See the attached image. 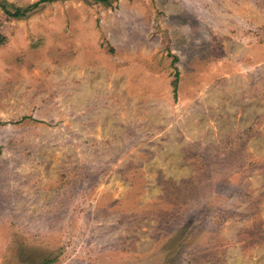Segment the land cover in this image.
<instances>
[{"label":"rangeland","instance_id":"rangeland-1","mask_svg":"<svg viewBox=\"0 0 264 264\" xmlns=\"http://www.w3.org/2000/svg\"><path fill=\"white\" fill-rule=\"evenodd\" d=\"M0 36V264H264V0H0Z\"/></svg>","mask_w":264,"mask_h":264},{"label":"trees","instance_id":"trees-1","mask_svg":"<svg viewBox=\"0 0 264 264\" xmlns=\"http://www.w3.org/2000/svg\"><path fill=\"white\" fill-rule=\"evenodd\" d=\"M4 7L6 8V11H7V7L5 5H4ZM34 7H35V4L27 6L25 8L17 7L14 12H11L9 9H8V11L15 17H23V16H26L28 14V11H30ZM1 40H3V37L0 36V41Z\"/></svg>","mask_w":264,"mask_h":264}]
</instances>
